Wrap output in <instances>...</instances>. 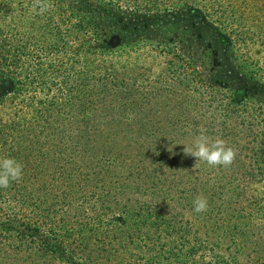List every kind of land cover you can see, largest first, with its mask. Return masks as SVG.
Wrapping results in <instances>:
<instances>
[{
	"label": "trees",
	"instance_id": "obj_1",
	"mask_svg": "<svg viewBox=\"0 0 264 264\" xmlns=\"http://www.w3.org/2000/svg\"><path fill=\"white\" fill-rule=\"evenodd\" d=\"M0 156V264H264V0H0Z\"/></svg>",
	"mask_w": 264,
	"mask_h": 264
},
{
	"label": "clouds",
	"instance_id": "obj_2",
	"mask_svg": "<svg viewBox=\"0 0 264 264\" xmlns=\"http://www.w3.org/2000/svg\"><path fill=\"white\" fill-rule=\"evenodd\" d=\"M171 144L167 151L172 152ZM183 152L186 156H191L196 161H201L210 166L230 165L235 157V152L231 147L226 146L225 141L219 138H212L205 133L194 135L191 145H183ZM23 166L13 157L0 156V188H7L12 181L21 178ZM207 202L203 197L193 201V211L201 213L206 211Z\"/></svg>",
	"mask_w": 264,
	"mask_h": 264
},
{
	"label": "rangeland",
	"instance_id": "obj_3",
	"mask_svg": "<svg viewBox=\"0 0 264 264\" xmlns=\"http://www.w3.org/2000/svg\"><path fill=\"white\" fill-rule=\"evenodd\" d=\"M157 102L159 103V107L161 105H164V104H168L170 107L175 102V100L170 96H164V97L157 99ZM168 111H169V109H168ZM157 117H158V119H162V114H161L160 110L157 112ZM106 129L107 128L104 127V128H102V131L98 130L97 135L93 139L94 143L92 145V149L94 151H97L99 148H100V151L105 150V149L106 150H112L115 152L124 151L123 147L125 145V140L123 139L122 135L118 134V136H116V137L112 136L111 138H108L105 136L106 132H103ZM101 132L104 133V136L100 135ZM97 153H99V151Z\"/></svg>",
	"mask_w": 264,
	"mask_h": 264
},
{
	"label": "water",
	"instance_id": "obj_4",
	"mask_svg": "<svg viewBox=\"0 0 264 264\" xmlns=\"http://www.w3.org/2000/svg\"><path fill=\"white\" fill-rule=\"evenodd\" d=\"M118 42H119V40H118V38L117 37H113L112 39H111V44L112 45H116V44H118Z\"/></svg>",
	"mask_w": 264,
	"mask_h": 264
}]
</instances>
